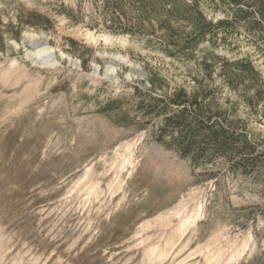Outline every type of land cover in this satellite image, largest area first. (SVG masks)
<instances>
[{
  "label": "rangeland",
  "instance_id": "1",
  "mask_svg": "<svg viewBox=\"0 0 264 264\" xmlns=\"http://www.w3.org/2000/svg\"><path fill=\"white\" fill-rule=\"evenodd\" d=\"M173 234L154 264H264V0H0V264H153Z\"/></svg>",
  "mask_w": 264,
  "mask_h": 264
},
{
  "label": "bare ground",
  "instance_id": "2",
  "mask_svg": "<svg viewBox=\"0 0 264 264\" xmlns=\"http://www.w3.org/2000/svg\"><path fill=\"white\" fill-rule=\"evenodd\" d=\"M88 34H91V32H88ZM100 39L102 41H104L105 43H110V42L114 41V42H117L119 44H126V42H127L125 37L112 36L110 34L100 35ZM22 41H23V45H24L22 47V49L24 50V57L26 59H29L31 64H34L35 66H38L39 68L41 67L43 69H51V68H55L57 65H59L60 62H59V60H57L56 53H58L59 59L68 60V62L72 66H74L75 68H78V69L81 68V64H80V62L78 60H73L69 55H67L64 52H62L56 46L53 47V46L49 45L46 40H41V38L37 34L24 33ZM27 43H31V45L29 47L30 49L29 48H25ZM10 44H12L13 47H15V48H17L19 46L16 42H12ZM106 57H107V55H106ZM111 58L114 59V60H111L110 62H106V68H105V72L104 73H105L106 76H109L110 79L112 81H114V83H115V82L118 81L117 74H116L117 73V67H116L117 65H116L115 61L118 60L120 62H123L124 64H127L130 61H128L127 59H125L124 57H121V56H113ZM9 64L10 65H9L8 70L6 71V73H4L5 77L7 76V74L13 73L12 70H16L17 68H19L18 62H17V60L15 58H13L10 61ZM93 68H94V71H93V75L92 76H99V66L97 64H93ZM131 75L132 74H127V77H131ZM259 129H261L259 126L254 129L256 134L258 133V131H256V130H259ZM163 218H165V217H163ZM161 221H162V223H164V221L162 219L160 220V222ZM167 222H169V221H167ZM187 222H188V219H185V218H182L180 220V222H179V224L184 227L183 228L184 230H187L189 228ZM164 224H166V222ZM164 226H166V225H164ZM176 237H177V234H173V235L169 236L166 239L165 244L162 245V244H159L157 242V243H154V244H150L146 248V252H147L148 256L153 257V264H154V262H157V260H162L167 255H169V250L171 251L170 248H173L171 246V244L173 245V243L176 240ZM177 240L179 241L178 238H177ZM237 255H238V252H231L229 254V259L236 258ZM213 256L216 257V260H218V258L221 256V253L213 254L212 257ZM175 257H176V255L174 256V258ZM211 261H213V260H211Z\"/></svg>",
  "mask_w": 264,
  "mask_h": 264
}]
</instances>
